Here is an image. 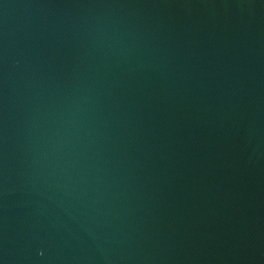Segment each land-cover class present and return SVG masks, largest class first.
I'll use <instances>...</instances> for the list:
<instances>
[{"label": "water", "instance_id": "1", "mask_svg": "<svg viewBox=\"0 0 264 264\" xmlns=\"http://www.w3.org/2000/svg\"><path fill=\"white\" fill-rule=\"evenodd\" d=\"M0 264H264V0H0Z\"/></svg>", "mask_w": 264, "mask_h": 264}]
</instances>
